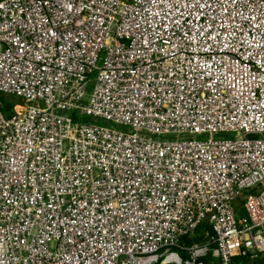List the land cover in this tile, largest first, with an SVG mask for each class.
Returning <instances> with one entry per match:
<instances>
[{
    "label": "built area",
    "instance_id": "2783aa9c",
    "mask_svg": "<svg viewBox=\"0 0 264 264\" xmlns=\"http://www.w3.org/2000/svg\"><path fill=\"white\" fill-rule=\"evenodd\" d=\"M0 96V264L264 256V0H0Z\"/></svg>",
    "mask_w": 264,
    "mask_h": 264
},
{
    "label": "trees",
    "instance_id": "16d2710c",
    "mask_svg": "<svg viewBox=\"0 0 264 264\" xmlns=\"http://www.w3.org/2000/svg\"><path fill=\"white\" fill-rule=\"evenodd\" d=\"M0 102L2 104V109L5 113L6 116H9L11 113H12V108L14 106V103L13 101L3 97V96H0ZM238 217L239 218H243L245 217V211L243 210V206H242V203H239L238 204ZM209 231V232H212V227L209 225V224H202L200 226V228L198 229L197 233L195 236L193 237H186L184 239L185 241V244L186 245H192V244H197V243H200L203 241V232L204 231ZM250 258L249 257H237L235 259H233V264H242V263H245L249 260ZM205 262L207 264H212L213 260L211 259V257L205 259Z\"/></svg>",
    "mask_w": 264,
    "mask_h": 264
},
{
    "label": "rangeland",
    "instance_id": "374dc122",
    "mask_svg": "<svg viewBox=\"0 0 264 264\" xmlns=\"http://www.w3.org/2000/svg\"><path fill=\"white\" fill-rule=\"evenodd\" d=\"M93 83L90 84L89 88L87 89V96L88 98H90V96L92 95L93 92ZM5 98L13 101L14 103H19L21 102L18 98H15L13 96H4ZM85 122H93V118H86L84 120ZM100 124H106L103 121H98ZM167 139L169 140H173L175 139L174 137H168ZM212 264H219L218 262H212ZM242 264H264V256L258 257L256 259H249L247 262L242 263Z\"/></svg>",
    "mask_w": 264,
    "mask_h": 264
}]
</instances>
